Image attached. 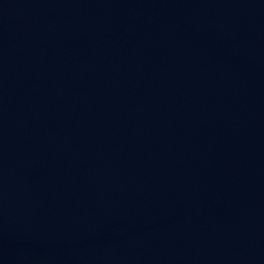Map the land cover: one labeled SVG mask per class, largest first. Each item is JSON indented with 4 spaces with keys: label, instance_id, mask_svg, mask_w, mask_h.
<instances>
[{
    "label": "water",
    "instance_id": "1",
    "mask_svg": "<svg viewBox=\"0 0 264 264\" xmlns=\"http://www.w3.org/2000/svg\"><path fill=\"white\" fill-rule=\"evenodd\" d=\"M0 264H264V0H0Z\"/></svg>",
    "mask_w": 264,
    "mask_h": 264
}]
</instances>
